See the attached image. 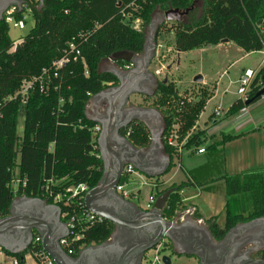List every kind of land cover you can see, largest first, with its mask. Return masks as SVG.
<instances>
[{"label": "trees", "instance_id": "16d2710c", "mask_svg": "<svg viewBox=\"0 0 264 264\" xmlns=\"http://www.w3.org/2000/svg\"><path fill=\"white\" fill-rule=\"evenodd\" d=\"M22 11L14 12L16 22L25 21L29 14L33 27L17 44L9 38L6 17L0 22V218L10 215L15 199L38 198L54 204V196L61 193L65 201L70 197L66 190L85 184L95 188L103 175V162L98 149L96 126L86 117L90 99L105 89L118 85V79L102 70L118 52L141 55L144 50L147 28L158 13L169 10L192 9L179 23H173V48L188 52L208 46H217L223 40L234 42L246 54L264 51V0H25ZM131 14L142 20L140 31L126 22L124 15ZM164 30L160 25L157 37ZM170 32V31H169ZM80 52L52 77L49 89L40 92L38 86L23 104L16 95L23 82L42 75L43 70L64 57L69 45ZM119 67L129 66L123 61ZM168 80V79H167ZM264 88V66L255 75L247 99H238L228 108L224 119L234 117L245 108L259 102L255 98ZM197 99L178 91L172 81L158 82L152 107L164 119L162 138L164 150L172 159L167 171L173 168V158L180 153L169 147L166 137L176 126L180 140L196 126L207 102L213 97L207 87L199 88ZM253 100L247 106L245 103ZM23 116V135L17 134L19 118ZM79 120H81L79 122ZM264 138V126L260 129ZM129 133V134H128ZM135 147H148L151 140L147 128L133 122L121 133ZM247 134H222L219 142L209 144L207 164L186 171L187 181L161 190L160 178L152 179L155 197L170 191L162 216L173 220L187 207L182 192L186 188H202L208 193H224L226 197L224 224L216 217L206 221L211 233L221 239L229 229L239 223L264 217V168L236 175L223 174L225 160L222 148ZM205 132L192 134L184 150L205 146ZM125 174L121 184L128 181ZM52 180V183L50 181ZM218 182H221L218 184ZM17 184V187L14 186ZM57 184V185H56ZM218 184V185H217ZM52 193V194H51ZM53 195V197L50 196ZM57 203L64 214L80 216L84 212L81 199L65 206ZM200 217L196 213V218ZM114 225L108 221L88 228L73 246L79 252L92 244H101L113 233ZM38 234L34 232V239ZM164 250V249H163ZM7 256L26 264L30 254L37 261L42 253L41 244L18 255L2 250Z\"/></svg>", "mask_w": 264, "mask_h": 264}, {"label": "water", "instance_id": "95a60500", "mask_svg": "<svg viewBox=\"0 0 264 264\" xmlns=\"http://www.w3.org/2000/svg\"><path fill=\"white\" fill-rule=\"evenodd\" d=\"M43 3V0H40ZM11 8L22 11V4L17 0H0V22L4 20V14ZM192 9L186 11L169 10L162 15V20L154 17L146 36L144 50L141 55L122 51L115 53L110 61H123L131 65V69L122 70L113 68L108 73L118 79V85L101 91L94 98L106 102L107 107L104 114L99 115L92 122L101 127L98 136V148L100 158L103 162V175L99 184L89 190L85 195V208L112 223L116 229L120 226L132 230L138 236H155L151 242L141 244L130 250L122 264H140L144 255L154 248L160 246L163 240H172L171 234L175 223L165 219L162 211L166 205L170 191L158 196L153 208L145 210L140 204L124 200L116 192V187L124 176L127 165L150 178H157L165 175L170 165V158L162 155L161 163L152 154L158 149L162 152L164 146L159 139L164 133V127L157 135L152 134L150 149L145 153L142 149L136 148L121 133L135 121L144 122V119L152 114H160L151 109H143L132 106L128 107L130 98L133 95L151 96L154 92L149 91L147 83H155L156 78L149 72V67L156 57L157 31L162 23H179L187 16ZM223 40L221 44H227ZM167 79L163 82L167 83ZM203 81L202 76L194 79L196 84ZM155 89L157 84L154 85ZM264 96V88L261 89L255 98ZM253 100L246 101L249 106ZM140 214L138 219H127L132 212ZM37 231L42 238L41 246L43 251L55 262V264H82L85 256H90L92 264H97V257L104 259L112 254L113 250L102 246H88L82 249L76 258L69 256L60 246V240L68 236V228L62 221V209L54 204L38 198H17L13 201L10 215L0 218V249L18 255L27 251L34 240V232ZM130 234V233H129ZM165 264H172L168 255L163 256Z\"/></svg>", "mask_w": 264, "mask_h": 264}, {"label": "rangeland", "instance_id": "374dc122", "mask_svg": "<svg viewBox=\"0 0 264 264\" xmlns=\"http://www.w3.org/2000/svg\"><path fill=\"white\" fill-rule=\"evenodd\" d=\"M162 13H158L156 17H158L159 21L162 20ZM134 20L130 22L133 26ZM9 25V38L14 43H20L21 40L29 33L34 23L29 14L25 15V27L19 28L18 23L13 20L8 22ZM164 26V30L157 37L156 43L158 50V59L157 56L153 60L151 64L152 71L156 70V66H160V64L169 63V66L172 68L169 69L171 74L174 76L168 75V81H173L175 79L178 82V91L183 94L191 95V98L197 99V95L200 92L198 84L194 82L195 77L197 76H206V80H211L214 82L215 80H220L219 92L216 96V99L213 100L208 106L205 108L201 119L198 121L197 125L200 128H204V122L207 116H209L215 106H220L221 113H225L228 108L238 99L242 97L237 94V90L239 88V79L244 75L247 69L257 70L260 67L261 62L264 59V53L261 52H253L250 53L247 57H245V51L238 47L234 42H228L227 44H223L221 46H208L205 48H200L188 52H180L178 55L175 53L173 48L174 36L172 31L173 23L167 22L162 23ZM141 25L138 31H140ZM160 26V25H159ZM158 26V28H159ZM170 31V32H169ZM149 31L147 30V36ZM171 49V50H170ZM174 62V63H173ZM108 62L104 63L106 65ZM104 70V69H103ZM168 71V70H167ZM164 73H167L164 68ZM166 75V74H165ZM162 79V77L159 76ZM238 80V81H237ZM189 85H196L194 87ZM188 86V87H187ZM210 92L214 91L213 87L208 88ZM224 89L228 91L224 94ZM143 106H152L153 98H138L136 96L132 97L130 100V104L137 103L141 101ZM263 102L254 107L255 104L249 107V114H253L256 111L261 113L264 117V97H262ZM263 112V113H262ZM257 113V112H256ZM248 116V115H247ZM246 116V117H247ZM231 119L226 120V123H229L231 126H236L240 122H234L237 119L234 117H230ZM242 122V121H241ZM23 126L24 119L23 116L19 118L18 126H17V134L18 136L23 135ZM230 126V127H231ZM222 132H218L217 136L213 138L214 140H221ZM225 134H233V131H226ZM238 148L240 144H236ZM235 146V147H237ZM233 147L231 145V149L227 148L222 151V156H229L230 153L233 152ZM247 147V145H246ZM254 148H255V169H263L264 168V147L263 150L261 148V143L254 140ZM229 149V150H228ZM225 151V152H224ZM206 155L203 156H189L188 151H183L181 155V163L184 166V170L192 167L195 163H200L204 161ZM235 160V159H233ZM177 166L179 164V160L176 158ZM179 167V166H178ZM225 171H223V174ZM227 175H236L238 171L228 169L226 171ZM185 180V171L179 170L178 168L173 169L168 175H166L165 181L170 183H180ZM152 179L147 176L135 171L130 175L128 181L126 182V186L128 190H134V192L138 193L139 198L136 200L137 204H140L142 207L147 206L149 201V197L151 195H155V191L152 186ZM221 182H218L220 184ZM217 184V185H218ZM185 193L182 194L184 202L187 205H195L200 209L203 217L209 218L210 216H218L219 225L224 224L225 214L223 212V206L226 203V197L224 193L220 191L217 193H208L201 190H197L194 187L186 188ZM188 207L183 210L181 213V219H184L185 216L190 215L187 213ZM195 215L192 216L195 219ZM161 255H168L172 259V264H192V259L187 257H176L171 256L169 251L165 248L162 250ZM148 257L153 258L152 252L148 253ZM26 264H35L33 257L28 254L26 256Z\"/></svg>", "mask_w": 264, "mask_h": 264}, {"label": "crops", "instance_id": "0c3cea01", "mask_svg": "<svg viewBox=\"0 0 264 264\" xmlns=\"http://www.w3.org/2000/svg\"><path fill=\"white\" fill-rule=\"evenodd\" d=\"M221 45H223V44L220 43L218 46H221ZM218 46H216V47H218ZM158 50H159V46H158V48L156 50L157 59H158ZM175 53L178 55L179 52H176L175 51ZM263 53H264V51H263ZM248 55L249 54H245V57H247ZM106 62H108V63L106 65H104V63H106ZM106 62H104L102 64V67H101L102 70L104 69L103 70L104 72L111 71L113 68H117V69L119 68V69H122V70H129L127 68L125 69V68L119 67L116 63H114L112 61H106ZM152 63H153V61H152ZM168 64L169 63H166V64H163L162 63V64H160V66H156L157 69L154 70V71H152V69H151L152 66L150 65L149 72L152 75H154V77L156 78V82L153 83V88H155L154 85L158 84V82H161V81H164L165 79H167V76L168 75L174 76L169 71V69L172 68V66H169ZM263 66H264V59L261 62L260 67L257 70H253V69H247V70H252L256 74L258 72V70L261 67H263ZM164 68H165V70H166L167 73H164ZM159 76L162 77V79L159 78ZM205 77L206 76H202L203 81L198 84V86H199L198 88H201V87H207V88L213 87V89H214V91H213V97L207 102V105H206V107H207L208 104H210L213 100L216 99V96H217V94L219 92L220 80H215L214 82H211V80L210 81L209 80H206ZM172 82L175 83L176 86H178V82H176L175 79ZM196 85H194V86H196ZM189 86H192V85H189ZM194 86H192V87H194ZM155 90L156 89H152V90L149 89V91L154 92V94L151 95V96H146V95H133L132 97L136 96L138 98H142V97H144V98H153L154 95H155ZM227 91H228L227 89H224V92L223 93L225 94ZM141 102H142V99H141V101H138L135 104H133V103L130 104L129 103L128 104V107L131 108L132 106H134V107H139V108L148 109V110L151 109V110L157 111L160 114V117L157 116V114H152V115H150V117L144 119V122L135 121V122H138V123L143 124L147 128V130H148V132L150 134V140H151L152 134L157 135V134H159L161 132V130L163 129V127L165 129L164 119H163V116H162L161 112L158 109H156V108H154V107H152L150 105L149 106H143ZM262 102H263V99H261L259 102H257L254 105V107H256L258 104H261ZM106 107H107L106 102L98 101L93 96L90 99V101L88 103V106L86 108V117H87V119L91 121V119H96L99 115L104 114V112L106 110ZM218 107H220V106H215L213 112L209 116H207V118L205 119V122H204V125H205L204 128H200L197 125L198 122L196 123L195 133L202 132V131L205 132V136L208 138V142L204 146L205 148L209 144H211L213 142L215 143V142H219L220 141V140H214L213 139V138H215L217 136V133L218 132H222V133L225 134L226 131L227 132L228 131H233V134H227V135H234V136H237V135H240V134H247L246 136H243V137H241V138H239V139H237V140H235V141H233L231 143L226 144L222 148V150H225L227 148L231 149V145L234 146L233 147L234 150H233L232 153L229 154V156H226V154L224 155V160H225V165H224V171L225 172L224 173L227 174L226 171L228 169L234 170V171H238V173H235V174H241V173H244V172H247V171L254 170V168H255V161H256L255 148H254V140H256V142L258 141V143L259 142L261 143V148L263 150V147H264V138H263V134L260 131V129L264 126V117L261 116L262 115L261 113H258L259 111H256L257 113L254 112L252 115L249 114L247 117H244L243 119L234 121V122H240V123L239 124H236V126H231V125H229V123H226V120L231 119V118L224 119V118H217V117L214 116V112H215V110ZM203 113L201 114V116L203 115ZM201 116H200V119H201ZM235 118H236V116H235ZM96 125H98V124H96ZM163 135H164V133H163ZM163 135H162V137L159 138L161 141H162ZM236 144H240V147L238 148V146ZM150 145H151V142H150V144H149L148 147H145V148L136 147V148L142 149V152L145 153L146 151H148L150 149ZM246 145H247V147H246ZM235 146H237V147H235ZM194 148H193V151H188V155L189 156H191V157H193V156H203V155H197L196 152H195L196 148L195 149ZM206 154H207V151H206ZM206 154H204V155H206ZM162 155L168 156L170 158V165H171L172 159H171V157L169 155H167L165 153V150H163L162 152H160L157 149L152 154L153 158H156L158 160L157 161V164L161 163V160L163 159V158H161V157H163ZM181 155L182 154H179L177 156H174V158H173V168L171 169V171L173 169H176V168H178L179 170H183L185 172L186 171L187 172L188 171H193V170H196V169H198V168L206 165L207 164V161H208V157L205 156L204 161H202L200 163H195L194 166H192V167L184 170L185 168H184V166L181 163ZM176 158L179 160V164H178L179 167L177 166ZM233 159H235V160H233ZM170 165H169V167H170ZM168 169H167V171H168ZM167 171H166L165 175H162L160 177H157V178H160V182L163 183V187L161 188V190L166 189V188L170 187L173 184L179 185L182 182L187 181V176L185 174V180H183L182 182L168 184L165 181V178H166V175H168L171 171L168 172V173H167ZM148 178H150V177H148ZM151 179H155V178H151ZM194 188H196V187H194ZM196 189L202 191V188H196ZM183 193H185V192H182V194ZM131 202L136 203V200H131ZM184 205L186 207H188L187 213L190 214V217H192L193 215L196 216V213H199L200 217H198V218L195 217V219L192 218L193 223L195 225H198V226H201V227L207 226L206 221L208 219L213 218V217H216V219L218 218V216H216L215 214H213L214 216H210L209 218L203 217V215L200 212V209L198 207H196L195 205H187L185 202H184ZM223 212L225 214V205L223 206ZM181 214L182 213L180 212L176 217L177 218L179 217V220H181V221L182 220H185L187 216H185L184 219H181L180 218L181 217ZM63 223H64V221H63ZM217 223H218V219H217ZM35 232L38 234V236L41 237V235L37 231H35ZM12 260H13V258L7 256L2 251V249H0V264H12Z\"/></svg>", "mask_w": 264, "mask_h": 264}, {"label": "flooded vegetation", "instance_id": "af4514ba", "mask_svg": "<svg viewBox=\"0 0 264 264\" xmlns=\"http://www.w3.org/2000/svg\"><path fill=\"white\" fill-rule=\"evenodd\" d=\"M17 1L22 4L23 9L25 0ZM146 87L150 90L155 89L151 83L146 84ZM139 217L140 214L133 211L132 216L127 219H138ZM176 218L170 220L175 223L171 234L172 240H163L161 244L162 250L166 248L171 256L190 258L192 264H264V217L237 224L229 229L221 239H217L211 233L208 225L203 227L195 225L190 215L182 221L179 217ZM155 237L156 235L138 236L125 227L120 226L116 229L114 226L113 233L108 240L90 246L97 248L102 246L113 250L106 259L97 257L95 259L97 264H122L130 250L153 241ZM77 256L71 257L76 258ZM92 263L90 256H85L82 262V264Z\"/></svg>", "mask_w": 264, "mask_h": 264}, {"label": "built area", "instance_id": "2783aa9c", "mask_svg": "<svg viewBox=\"0 0 264 264\" xmlns=\"http://www.w3.org/2000/svg\"><path fill=\"white\" fill-rule=\"evenodd\" d=\"M16 8H11L5 15L6 21L10 22L15 20L14 18V12ZM126 22H131L134 20L133 23V28L134 29H139L141 25V19L139 18H134L131 14H126L124 15ZM19 28H24L25 27V21H19L17 22ZM18 43L14 44V48L12 49L15 50L16 46ZM80 55V52L75 50V46L73 44L69 45V50L66 51L64 57H62L60 60L54 62L50 68L43 70V73L41 76L32 78L30 80L24 81L19 92L14 95L13 97H10L8 100H16L18 97H20V100L23 104L26 103L30 93L38 86L40 92H45L49 89L50 86V80L52 77L57 78L59 75L60 70L71 60H77L78 56ZM132 66L129 65L126 68L130 69ZM255 72L252 70H246L244 75L239 79V88L237 90V94H239L242 98L243 101L247 99V94L249 92L250 86L252 84V81L255 78ZM249 107L243 108L238 115H236V119L240 120L249 115ZM225 113H221L220 107H218L215 112L214 116L217 118H224ZM0 118H2V114L0 113ZM81 120H79L80 122ZM196 127L192 129L182 140H180V135L178 134V128L175 126L173 130H171L166 137V143L168 144L169 147L175 148L177 152L182 154L184 150V145L187 141V139L195 133ZM94 135H98L101 132V127L96 125L93 129ZM129 134V133H128ZM192 147L189 151H193ZM195 149V148H194ZM197 155H204L206 154V149L204 146L200 148H196L195 150ZM136 170L132 165H127L124 170V175L128 174L131 175L135 172ZM50 183L54 184L52 180ZM57 185V184H56ZM15 187H17V184H14ZM89 188L85 185H79L78 187H72L68 190H66V193H70V197L65 201V196L62 195L61 193L57 194L54 196V205H57L59 202H63L65 206L70 205L75 199H81L82 202L79 203L80 205L82 204V207L84 208V212L80 216L76 215H69V214H64L62 212V220L66 224L68 228V236L66 238H63L60 240V246L65 250V252L71 256L74 253L73 246L76 242L81 240L84 236L83 232L86 231L88 228L93 227L95 225L101 224L104 221H106L104 218L95 215L94 213H91L85 208L84 204V198L85 195L89 192ZM116 192L117 194L122 197L124 200L131 201V200H137L139 198L138 193L134 192V190H128L126 183L117 185L116 187ZM52 194V193H51ZM53 197V195H51ZM156 201L155 195H151L149 197V201L147 203V206L143 207L145 210H150L153 208V205ZM58 206V205H57ZM42 238L38 236L33 240V244H41ZM153 258H149L148 254H146L143 259H142V264H165L163 262V256L161 255L162 253V247L161 245L158 246L155 250L151 251ZM37 261L34 262L35 264H55V262L43 251L42 253L37 254ZM12 264H19V262L16 259L12 260Z\"/></svg>", "mask_w": 264, "mask_h": 264}]
</instances>
